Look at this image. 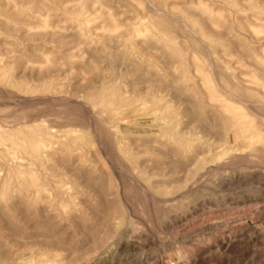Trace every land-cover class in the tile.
<instances>
[{
    "label": "rangeland",
    "instance_id": "rangeland-1",
    "mask_svg": "<svg viewBox=\"0 0 264 264\" xmlns=\"http://www.w3.org/2000/svg\"><path fill=\"white\" fill-rule=\"evenodd\" d=\"M0 264H264V0H0Z\"/></svg>",
    "mask_w": 264,
    "mask_h": 264
}]
</instances>
